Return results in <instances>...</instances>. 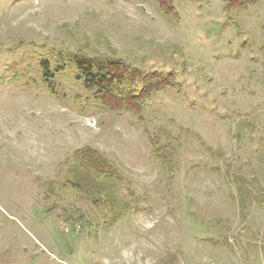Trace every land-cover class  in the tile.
Wrapping results in <instances>:
<instances>
[{
  "label": "rangeland",
  "instance_id": "obj_1",
  "mask_svg": "<svg viewBox=\"0 0 264 264\" xmlns=\"http://www.w3.org/2000/svg\"><path fill=\"white\" fill-rule=\"evenodd\" d=\"M175 5L176 25L154 0H0V264H264V0L234 13L242 36L223 27L224 0ZM80 48L180 87L140 124L82 86L66 58ZM158 128L177 145L171 181L148 144ZM84 146L125 177L132 210L109 229L111 212L67 182ZM236 176L254 196L244 211Z\"/></svg>",
  "mask_w": 264,
  "mask_h": 264
},
{
  "label": "trees",
  "instance_id": "obj_2",
  "mask_svg": "<svg viewBox=\"0 0 264 264\" xmlns=\"http://www.w3.org/2000/svg\"><path fill=\"white\" fill-rule=\"evenodd\" d=\"M162 15L170 24H178L181 16L177 11L175 0H154ZM261 0H224V28H234L238 36H242L243 27L234 16L235 12L247 11L257 6ZM174 53L179 54L178 47ZM174 54V55H175ZM64 60V57H58ZM67 60L74 65L79 74L77 79L82 86L92 93V98L106 110L117 115L128 114L137 119L140 124L146 122L144 112L147 102L156 94L179 89L176 73L173 71H147L118 56L115 49L110 53L89 54L84 48L76 52H68ZM45 71L44 78L53 77L51 63L42 62ZM64 68L60 69L63 70ZM170 135L163 128L154 131L147 130L148 144L154 159L168 175V180L174 178L177 167V145L170 140ZM217 152L213 148H207ZM219 153L221 151L219 150ZM213 154V153H212ZM222 154V153H221ZM73 163L69 166L67 182L93 204H102L111 212L107 217L106 228L113 227L126 213L132 210V204L118 195V187L125 177L121 169L108 157L91 146H84L73 152ZM238 178L239 208L247 206L248 199L254 197L248 188V181L243 176ZM70 186V185H69ZM131 202V201H130ZM213 244H219L210 239ZM176 254H168L163 264H171L176 260ZM170 262V263H169Z\"/></svg>",
  "mask_w": 264,
  "mask_h": 264
}]
</instances>
